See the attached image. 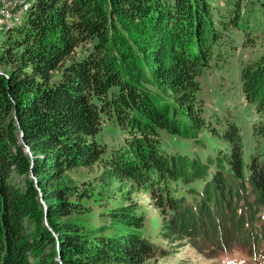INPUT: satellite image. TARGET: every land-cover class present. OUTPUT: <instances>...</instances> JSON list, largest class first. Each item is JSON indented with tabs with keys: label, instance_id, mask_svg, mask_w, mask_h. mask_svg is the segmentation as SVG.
Returning a JSON list of instances; mask_svg holds the SVG:
<instances>
[{
	"label": "trees",
	"instance_id": "1",
	"mask_svg": "<svg viewBox=\"0 0 264 264\" xmlns=\"http://www.w3.org/2000/svg\"><path fill=\"white\" fill-rule=\"evenodd\" d=\"M256 3L260 12L247 15ZM250 25L264 34V0H29L0 36V264H139L153 255L129 197L100 228L74 221L75 199L91 193L63 173L96 164L104 188L134 191L141 179L162 216L160 233H180L198 253L256 250L264 160L243 159L234 125L225 130L232 147L210 174L199 160L156 146L159 131L190 138L202 130L197 76L210 63L221 68V33L245 30L240 41L252 44ZM230 73L264 122V51ZM159 88L176 104L161 100ZM103 129L122 136L128 152L101 141ZM252 131L264 137V123ZM187 169L201 189L181 182ZM109 227L128 231L104 235Z\"/></svg>",
	"mask_w": 264,
	"mask_h": 264
},
{
	"label": "rangeland",
	"instance_id": "2",
	"mask_svg": "<svg viewBox=\"0 0 264 264\" xmlns=\"http://www.w3.org/2000/svg\"><path fill=\"white\" fill-rule=\"evenodd\" d=\"M3 0H0V3ZM224 0H212L213 4H221ZM29 5V0H24L22 4ZM21 4V5H22ZM20 5L17 17L21 19L27 8ZM253 8L244 7L247 15L252 16L260 12L258 4H254ZM6 20L5 22H7ZM5 22H1L0 25ZM260 26L250 25L247 31L254 39L252 44H244L240 38L246 36L244 32L229 31L221 33L218 45L224 55L223 64L217 69L216 65H210L197 76L199 90L197 97L201 106V118L203 120L202 130L193 131L191 137L188 135L174 136L169 133L159 131L156 136V146L160 153H170L171 155L180 154L188 159L195 158L205 166L207 165V173L215 171L218 157L222 158V152H229L232 143L226 138L225 130L234 125L239 137L238 149L245 161L253 155L257 156V160H264V137L259 133L252 131V126H257L262 122V117L258 115L254 105H248L247 100L242 94L240 83L236 74L231 71H238L240 63L255 58L259 53L264 51V34L260 33ZM220 34V33H219ZM237 35L238 37H235ZM4 67H0V73L4 71ZM150 89L152 87L148 86ZM155 93L163 101L176 104L171 97L165 94L160 88L154 90ZM180 124V127L188 125L186 117H174ZM127 135L125 134V137ZM122 136H117V132H110L103 129L101 141L107 145H111L121 152H128L129 145L126 147L121 145ZM206 167V166H205ZM101 165L96 164L90 167H78L67 170L63 173L67 183L76 185L78 189L83 188L85 192L91 193L85 198L73 197L75 201H79V212L73 214L74 221L83 228H100L108 221L109 211L119 205H126L124 197H129L134 203V213L140 215L143 219V227L140 230L142 236L148 239L149 243L154 246L152 248L153 255L145 258L139 264H264V242H261L256 250L250 251L245 245H230L224 250H216L214 253L207 251L197 252L192 248L186 238H182L180 233H170L168 228L162 231L159 221L162 217L156 206L151 204L150 195L143 191L141 179L138 180L135 192L128 187H123L121 183H115L113 188H104L97 180V175L101 172ZM190 169L186 170L181 182L185 186L194 185L201 189L204 185L202 179H192L193 175L188 174ZM29 177L34 178L32 173ZM209 178V176L207 177ZM191 179V180H190ZM244 186H247L245 184ZM173 187V186H172ZM171 187V188H172ZM126 192H129L126 194ZM245 192V191H244ZM245 194V193H244ZM246 199H252L250 192L246 191ZM43 202V201H42ZM241 202H238L240 204ZM247 205V203H245ZM245 205V206H246ZM43 223L48 226L47 221L43 219ZM110 224V223H108ZM104 235H115L126 233V229L122 227H109L102 229ZM54 236H56L54 234ZM236 256L241 260L232 261ZM60 258H55L60 264ZM109 264H125L123 262H111Z\"/></svg>",
	"mask_w": 264,
	"mask_h": 264
},
{
	"label": "built area",
	"instance_id": "3",
	"mask_svg": "<svg viewBox=\"0 0 264 264\" xmlns=\"http://www.w3.org/2000/svg\"><path fill=\"white\" fill-rule=\"evenodd\" d=\"M24 0H3L0 3V23L6 20H14L20 10V5Z\"/></svg>",
	"mask_w": 264,
	"mask_h": 264
},
{
	"label": "bare ground",
	"instance_id": "4",
	"mask_svg": "<svg viewBox=\"0 0 264 264\" xmlns=\"http://www.w3.org/2000/svg\"><path fill=\"white\" fill-rule=\"evenodd\" d=\"M21 7L24 9V8H27L28 7V3L27 4H22ZM20 22V18L19 17H16L14 20H8L7 22H5L4 24L0 25V36L6 31L9 29L10 26L16 24Z\"/></svg>",
	"mask_w": 264,
	"mask_h": 264
}]
</instances>
